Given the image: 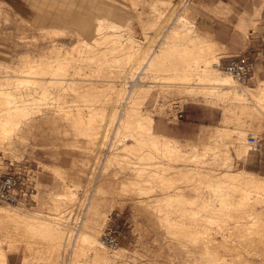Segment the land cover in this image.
Masks as SVG:
<instances>
[{
	"label": "bare ground",
	"instance_id": "1",
	"mask_svg": "<svg viewBox=\"0 0 264 264\" xmlns=\"http://www.w3.org/2000/svg\"><path fill=\"white\" fill-rule=\"evenodd\" d=\"M38 1L48 9L44 13L45 19L37 27L45 31V38L50 39L51 45L47 48L48 50L40 51L36 55L28 52L20 55L16 64H13L14 67L7 65V68H11L16 72L13 80H9L10 77L0 76L1 79L5 78L3 81L0 79L1 151L10 150L13 141L16 140L15 138H20L19 132L23 128L33 131L32 127L36 124L32 122L35 109H39V105L42 104L41 101L45 100L50 93L47 86L54 85L58 87L63 86L64 81L67 80L66 82H68L69 78L65 76L70 74L69 68L74 66V62L89 58L93 60L95 59L93 55L88 53L96 51L97 55L94 57L100 62L98 65L100 66L102 62L105 63L108 52L115 53L122 50L120 45L122 33L116 35V33H119L117 29L125 26L126 22H130L128 12L122 13L121 17L114 15V17L108 20V16L103 15V13L109 7L104 6L102 2H99L100 0ZM168 1L160 0L163 4ZM83 2H88V7H85L87 4L83 5ZM73 5L76 6V9ZM89 6L93 10L89 9ZM41 7L43 8V6ZM77 8H84V12L81 9L82 12L80 10L77 12ZM108 11L111 14L115 13L111 9ZM116 11L120 10L116 9ZM181 11L182 13L176 15L174 23L164 31L158 40L161 43V45L158 44L159 49L154 48L152 54L148 55V57L140 53L141 45L130 34L132 36L130 37L132 45L129 47L131 49L127 50L124 58L126 62L132 63L131 68L139 69H137V72L130 73L127 76L125 82L129 88L124 90L125 88L121 87L124 90V97L121 103L122 109H117V116L116 110L111 115L113 114L112 116H114L115 114L114 117L117 121L112 132V137L115 138L118 131L120 132L119 134L125 131V133L129 132L127 136L130 137L131 141L126 142L121 148L118 147V150L115 149V152H107L108 155L105 156L106 161L104 162H107L106 164L108 165L113 163L120 164V161H123L122 157L124 153L134 155L138 159L136 162H132L138 163L140 166H132L136 177L133 180L128 179L130 181L129 184L137 188L141 184L143 190L156 188V186L170 189L175 187V185L169 172L172 171L171 169L180 168L176 163L177 161H185L189 157L192 162L195 161L193 163H198L202 161L203 156L209 155L210 161L208 160L209 162L207 163H210V165L208 169L201 170V167L198 165L201 162L197 165L195 164V167L185 169L191 173L190 179L193 174L198 175V185L193 186L196 190H194V196L187 197L185 190L176 189L173 194L161 199V202L163 201L166 206L170 205L172 208L175 206V202L179 203L178 207L172 209L174 215L170 216V220L167 219L169 222L171 221L169 225L176 229V233L178 232V234H183L187 237L184 240H180V238V241H178L183 246L182 249H184L186 255L192 254L193 256L194 254H200L202 261L212 260L213 262H217L216 264H227L230 260L234 261L237 259H242L247 261V263L259 264V262L264 260V175L250 171L243 166V160L248 150L244 141L245 130L240 129L241 126L239 124L241 122L244 123V118L249 116H258L263 120L264 73L262 70L257 73L255 72L257 81L254 87H239L229 74L217 67L220 62L219 51L226 50L224 44L211 33L201 32L195 28L194 23L188 20L189 17L185 14L184 9ZM75 12L79 13V15H85L81 26L85 31L90 30L88 32L90 39L87 40L85 37L86 40L78 41L79 43L70 45L71 47L68 49L64 48L61 43H57L56 37L64 34L61 28L63 26H59V24H68L67 20L72 22ZM106 18L108 21H105ZM246 25V18L242 15L235 27L238 30H243ZM105 27L114 29L115 36L108 38L109 33L103 34L104 31L101 33V29ZM100 43H110V46L104 45V47H99ZM126 48L128 49L127 46ZM116 58L114 60L120 62L121 59ZM171 58L175 59V61L166 63ZM90 59L87 62L90 63ZM92 63L96 62L92 61ZM111 65L114 67L113 64ZM168 71L171 74L165 73ZM140 72H150L151 75L156 72H164L168 76L166 78L172 79L173 82L166 80L168 83H162L163 85L170 84L171 86H176L178 89L180 88L179 91H183L190 96L203 95L205 98H209L215 106L221 109V125L204 127L200 133V140L196 143L183 142L155 131L154 115L142 114L138 112V106L135 107L133 104L127 105L129 98H132L131 96H133L131 100H133L134 104L135 102H140L144 94L148 92L149 87H151L144 83L142 75H139ZM160 79L162 80V78ZM72 82L73 80H71ZM108 87L111 88V86ZM69 88L72 91H76L77 89L74 84H70ZM103 88L105 90V86ZM121 88L119 90L116 89L119 94H115L116 96L122 95L123 91ZM92 89V85L88 86L83 90L81 96L84 95L85 91ZM84 101L87 102L88 106H91L88 104L89 100L85 99ZM102 103L104 105V102ZM47 105L49 104L47 103ZM61 106L59 103L57 104V107L61 108ZM104 110V108H100L98 112L100 119H105L103 117ZM91 114L93 115V112ZM63 115L69 117L72 116V113L66 111ZM77 116L79 121H85L80 111L77 113ZM90 116L88 117V122L85 121L88 123V127L86 125L85 129V131L87 130V137H93L94 134L97 135L96 124H93L96 117L94 115L90 118ZM233 124L240 126L239 129H234L236 127L232 128L231 125ZM106 135L105 132L104 136ZM124 137L126 136L124 135ZM114 138L113 140L110 138V142H108L110 150L112 146H116L114 145L115 142L113 143ZM119 138L115 139V141L119 142ZM205 139L209 140V142H204ZM235 164L238 167L233 169ZM181 171L183 172L184 169ZM202 188H205L207 191H201ZM101 190L102 187L100 186L98 191ZM85 191H87V188ZM72 195L74 196V194ZM154 203L156 205L158 202ZM163 208L157 209L159 212L163 210L167 211V209ZM64 217H66L65 220H63V215L56 218L49 216L45 218L39 209L29 210L9 204L0 205V264H7V254L14 249H18L20 245H23L25 253L24 262H27V259L36 261L38 254H40L41 256L43 255L48 264L58 263L56 260L61 257L63 252H67V249H70L67 264H82L80 262L82 259L79 257L83 253L90 254V257L94 259L90 258L91 261H94L92 262L93 264L96 261H99V264H110L114 259L125 257V254L129 251L119 246L111 254L106 246L101 243L100 239H98L100 228L97 230L91 225V223L97 222L93 217L86 220L85 223H77L75 227L74 216ZM169 231L171 230L169 229ZM33 244H41V246L35 248ZM257 260L260 261L258 262ZM82 261L85 263V260Z\"/></svg>",
	"mask_w": 264,
	"mask_h": 264
},
{
	"label": "rangeland",
	"instance_id": "2",
	"mask_svg": "<svg viewBox=\"0 0 264 264\" xmlns=\"http://www.w3.org/2000/svg\"><path fill=\"white\" fill-rule=\"evenodd\" d=\"M234 1L236 2L235 4L224 5L227 6V8L223 9L222 13H224L226 17L232 16L234 13L240 17L241 15H244L247 25L243 30H238L237 28L236 30L240 32L242 37L250 38L256 42L255 46L251 45L249 48L252 47L256 52L255 56L257 59L253 78L250 83L247 85H240L236 82V84L239 87H254L257 81L256 73L260 70L264 73L263 69H257L258 64L264 66V54H262L264 43L260 40L264 35V0ZM99 2H102L104 6H107V8L109 7L108 10L111 9L115 12L114 14H111L107 9V11L103 10L105 11L103 15L108 16V20L111 17H114V15L121 17L124 12H128L130 16V22H126L124 24L125 26L118 28L117 31L119 33H116V35L122 33L120 36V45L122 50L115 53L108 52L106 56L107 59L105 63L102 62L103 65L101 64V67L98 66L100 62L96 57H94L97 55L96 51L88 53L93 55V58H95H92L93 60L89 58L90 63L87 62L89 59L74 62V66L69 68L70 74L65 76L69 78L68 82H66V80L63 82V86H58L60 89L54 85L47 86L50 93L46 98L47 100L43 99L41 101L42 104L39 105V109H35L32 122L33 124H36L32 127L33 131H31V129L23 128V130L19 132L20 138L14 137L16 140L14 138L13 139L16 142L13 141L10 150L6 149L9 152L6 150H0V160H4V162H12L17 167L27 166L32 170L34 175L33 181L35 191L31 195L30 199L13 206L29 210L39 209L42 216L45 218L48 216L56 218L63 215V220H65L66 217L64 216L69 217L72 215L75 217H73L75 220L74 227L77 223H85L86 220L93 217L98 223H91V225L97 230L100 228V233L98 231V239L107 228L111 227V229L115 230L119 235V246L124 247L129 251H127L125 257L122 259H114V261H111L110 264H211L213 262L212 260L202 261L200 254H194L192 256V254L186 255L184 253V249H182L183 246L178 243V241L182 239L184 240L187 237L183 234H178V232L176 233V229L169 225L171 223V221L169 222V218L174 215L172 209L178 207L179 203L175 202V206L172 208L170 205V207L166 206L163 201L161 202L162 198L173 194L176 189L185 190L187 197L194 196L196 190L193 186L198 185V175L193 174L190 179L189 176L191 173L186 170L191 167H195V164L197 165L200 162L201 163L198 165L201 167V170L208 169L210 165V163H207L210 161L209 155L203 156L201 159L202 161L198 163H193L195 161L192 162L189 157L186 158L185 161H177L176 163L180 166V168L176 166L178 168L171 169L172 171L169 172L175 185V187L170 189L161 188L162 186H156V188L153 187L143 190L141 184L138 185V188L129 184L130 181L128 179L133 180L136 177L132 166H140L138 163H133L138 159L134 155L124 153V156L122 157L123 161H120V164L113 163L108 165L106 164L107 162H104L106 161L105 156H107L108 153L115 152L118 150V147L121 148L126 142L131 141L130 137L127 136L129 132L125 133V131L124 133L121 132V134H119L120 132L118 131L115 138L112 137V132L117 121L114 117L115 114L114 116H112L113 114L111 115V113H114L116 110L115 113L117 116L118 110L122 109L121 103L124 97V90L129 88L125 82L127 80V76L130 73L137 72V69H139L131 68L132 63L126 62L124 58L125 54H127V50L131 49L129 48L132 45V43H130V37L133 36L138 40L141 45L140 53H142V55H147L148 57V55L152 54L154 48L159 49L158 44L161 45V43L158 40L164 31L174 23L176 15L182 13L181 10L184 9L185 14L189 17L188 20L194 23L195 28H197L194 20L191 18V12L194 11V0H169L164 4L160 2V0H100ZM87 3L88 2H83L82 4L86 5ZM40 4L41 3L38 0H0V76L10 77L9 80H13V76L16 72H14L11 68H7V65L14 67L19 56L25 54L26 52L36 55L40 51L48 50L47 48L50 47L49 45H51V41L49 38H45V31L37 27L40 26L41 21L45 19L44 13L45 10L48 9L44 6V4ZM40 6H43V8H40ZM73 7L76 9V6L73 5ZM85 7H88V4ZM80 9L84 12V8ZM80 9L77 8V12ZM89 9H92L91 6H89ZM116 9L120 11H116ZM77 12L73 14L75 17L72 22L67 20L68 24H59V26L66 27H61L64 34L56 37V40H58L57 43H61L64 48L69 49L78 41L90 39L88 35L90 30L85 31L81 26L85 15H79ZM107 18L105 21H108ZM226 21L228 20L226 19ZM72 23L73 25H71ZM153 26L155 27L152 28ZM102 29L101 33L104 31L103 34H110L108 38L115 36L114 29L106 27L103 30ZM130 34H132V36ZM104 45L110 46V43H100L99 47H104ZM219 52L220 61L222 62L225 59L224 57H227L229 54L226 50H220ZM115 58L119 60L121 59L120 62L115 61ZM92 61L96 63H92ZM114 61L115 63H113ZM167 61L168 62L166 63H171L172 61H175V59L171 58ZM111 64H113L117 69L112 67ZM165 73L171 74L169 71ZM165 73L156 72L151 75L150 72H140L139 75H142L144 83L146 85H150L151 87H149L148 92L142 97L144 99H142L143 101L141 100L140 102H135L134 104L133 100H131L133 96H131L132 98H129V103L127 105L133 104L135 107L138 106L139 108L137 107V110H139L138 112L142 114H152L154 115V118L155 115L167 116V120H170L171 118L170 121H174L175 118H177L175 115L176 110L182 109L189 102L199 103L206 106L209 113H212L214 116H218L219 121L214 123V125H221L222 115L220 108L215 106L209 98H205L203 95L194 97L183 91H179L180 88L178 89L176 86H171L170 84L163 85L162 83L165 82H173L172 79L169 80L166 78L168 76H166ZM160 78H162V80ZM4 79L2 78L1 80L3 81ZM71 80H73L72 83ZM70 84L76 85V91H72L70 88L68 89ZM91 85L93 89L85 91L84 95L81 96L83 90ZM104 86L105 90H103ZM108 86H111V88ZM121 87L125 89L123 90ZM119 88L122 89L123 93L120 96H116ZM116 89L118 90L116 91ZM85 99L87 101L89 100L88 104L91 106L86 104L87 102L84 101ZM102 102H104V105ZM47 103L49 105H47ZM58 103L60 106L62 105L61 108L57 107ZM100 108L105 109L104 112L106 114L104 113L103 117L105 119L107 118L106 120L100 119L98 116ZM66 111H70L72 116L66 117L67 115H63ZM79 111L86 122H88V117L92 112L93 115L91 114L90 118L95 115L96 118L93 124H96L97 135L94 134V138L92 136H86L87 130L85 131V129L86 125L88 127V123L85 121V123L83 121L81 122L77 119V113ZM244 120L245 122H241L239 125L241 126L240 129L245 130L244 141L246 142V146L248 147H246V149L248 150L251 147V144L248 143V137L252 135L255 136V138L260 136L264 130V117L263 120H261L258 116H249L245 117ZM236 125L237 124H233L231 127L239 129L240 126L237 125V127ZM154 128L155 131H157L155 126ZM105 132L108 140L107 137L104 136ZM123 134L126 137H124ZM110 138H112V140L114 138L113 143L115 142L114 145H116L112 146L111 150L108 148V146H110L108 144V142H110ZM117 138H119V142H116L117 140L115 141ZM197 140L198 141L196 142H199L200 135ZM204 142H209V140L205 139ZM105 143L108 145L106 146ZM99 153H102V155ZM9 154L12 156L10 157ZM245 160L246 157L243 160L244 162L242 161L243 166L252 171L245 166ZM236 167H238L237 164H235L233 169H236ZM176 169L178 170L176 171ZM179 169H184V171L182 172ZM180 172L184 174H179ZM256 173L264 175V169H261ZM159 185H161V183H159ZM100 186L102 187V190L98 191ZM86 188L87 191H85ZM201 191L207 190L202 188ZM72 194H74V196ZM152 202L158 203H156V205L154 203L153 205ZM161 206L164 207L163 209H167L168 213L165 210H163L164 212H159L157 208H162ZM158 219L160 220L158 221ZM169 229L171 231H169ZM40 246L41 244H33V247L35 248ZM119 246L117 248H119ZM106 248L111 254L117 249ZM67 250V252L62 253L61 257L56 260L58 263L55 264H67L70 249ZM24 254L23 245H20L18 249H14L7 254V264H48L47 260H45L43 255L41 256L40 254H38V259L36 261L27 259V262H24ZM83 254L80 255L79 258L85 260V263L79 259L80 262L82 264H87L88 262H91L88 264H93L92 262L94 261H91L90 258L92 260L94 259L90 257V254ZM86 261L88 262L86 263ZM257 261L259 262L260 260ZM96 262L94 264L100 263L99 261ZM216 263L217 262H213L212 264ZM232 263L246 264L247 261L242 259L234 261L230 260L227 264ZM247 264L253 263L248 262ZM259 264H264V260L259 262Z\"/></svg>",
	"mask_w": 264,
	"mask_h": 264
},
{
	"label": "crops",
	"instance_id": "3",
	"mask_svg": "<svg viewBox=\"0 0 264 264\" xmlns=\"http://www.w3.org/2000/svg\"><path fill=\"white\" fill-rule=\"evenodd\" d=\"M194 3L195 12H191V18L196 27L201 32H209L217 37L224 44L229 54L227 57L244 53L249 46L256 45L255 41L242 37L240 32L236 30L235 25L240 18L239 15L234 13L232 16L226 17L222 13V10L227 8L224 5L235 4L234 0H194ZM257 69L264 70V66L258 64ZM207 109L206 106L199 103L189 102L183 107L181 118L177 117L174 121H170L171 118L167 120V116L155 115L154 126L162 134L183 142L194 143L204 127L213 126L219 121L218 116L209 113ZM256 139L260 141L262 149L257 151L250 147L245 156V166L254 172H259V170L264 169V130Z\"/></svg>",
	"mask_w": 264,
	"mask_h": 264
},
{
	"label": "built area",
	"instance_id": "4",
	"mask_svg": "<svg viewBox=\"0 0 264 264\" xmlns=\"http://www.w3.org/2000/svg\"><path fill=\"white\" fill-rule=\"evenodd\" d=\"M264 43V35L261 37ZM264 49H262V54ZM252 47L244 53L224 57L217 65L223 72L229 74L238 84L247 85L253 78L256 56ZM264 57V56H263ZM178 118L183 115V108L176 111ZM251 148L257 151L262 145L255 136H249ZM32 170L27 166H15L12 162L0 160V204L18 205L30 199L35 191ZM119 235L111 227L107 228L100 236V241L106 247L116 249L119 246Z\"/></svg>",
	"mask_w": 264,
	"mask_h": 264
}]
</instances>
